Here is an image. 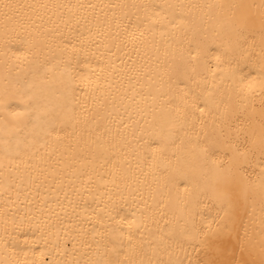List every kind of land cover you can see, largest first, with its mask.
<instances>
[{
    "label": "bare ground",
    "instance_id": "obj_1",
    "mask_svg": "<svg viewBox=\"0 0 264 264\" xmlns=\"http://www.w3.org/2000/svg\"><path fill=\"white\" fill-rule=\"evenodd\" d=\"M0 264H264V0H0Z\"/></svg>",
    "mask_w": 264,
    "mask_h": 264
}]
</instances>
